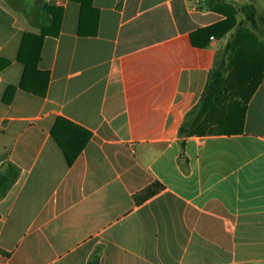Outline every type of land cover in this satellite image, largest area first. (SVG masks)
Here are the masks:
<instances>
[{"label":"crops","instance_id":"crops-1","mask_svg":"<svg viewBox=\"0 0 264 264\" xmlns=\"http://www.w3.org/2000/svg\"><path fill=\"white\" fill-rule=\"evenodd\" d=\"M43 4L53 24L23 78ZM240 5L264 31V0H0V175L16 172L0 264H264V79L241 129L202 133L229 98L190 114L244 16L219 38L207 28ZM57 118L89 134L71 164Z\"/></svg>","mask_w":264,"mask_h":264},{"label":"trees","instance_id":"trees-1","mask_svg":"<svg viewBox=\"0 0 264 264\" xmlns=\"http://www.w3.org/2000/svg\"><path fill=\"white\" fill-rule=\"evenodd\" d=\"M51 9L52 7L46 4L40 5L36 15L41 29L40 34L25 33L23 36L18 55L25 66L23 78L28 73H39L37 62L40 46L43 37L48 33L47 29L53 24L54 16ZM238 11L243 14L244 20L238 23L231 35V40L216 52L199 102L190 114L214 110L216 109L215 104L225 98L232 101H230L232 103L230 108L232 107L233 112L204 128L202 133L241 129L246 103L264 79V42L262 40L264 31L255 22V10L252 5H240L237 9L232 8L231 13L226 15L224 20L207 28V31L209 35H214L217 38L223 36L236 25L235 14ZM13 90L14 87L7 89L5 101H9ZM187 119L188 117L180 127L182 135L188 131ZM50 133L61 148L68 164L75 160L89 138L86 131L63 118L56 119ZM11 175H0V197L13 183L16 172ZM162 188L163 185L155 181L137 193L134 198L137 202H142ZM88 264H96V262Z\"/></svg>","mask_w":264,"mask_h":264}]
</instances>
